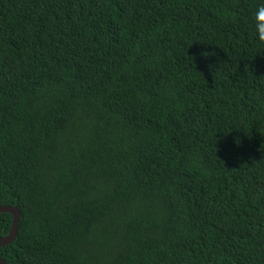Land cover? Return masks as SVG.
Returning a JSON list of instances; mask_svg holds the SVG:
<instances>
[{"label": "trees", "instance_id": "obj_1", "mask_svg": "<svg viewBox=\"0 0 264 264\" xmlns=\"http://www.w3.org/2000/svg\"><path fill=\"white\" fill-rule=\"evenodd\" d=\"M261 5L0 0L2 259L264 264Z\"/></svg>", "mask_w": 264, "mask_h": 264}, {"label": "water", "instance_id": "obj_2", "mask_svg": "<svg viewBox=\"0 0 264 264\" xmlns=\"http://www.w3.org/2000/svg\"><path fill=\"white\" fill-rule=\"evenodd\" d=\"M0 213L11 214L13 216V224L10 235L6 238H0V250H1L2 247L9 246L13 244L14 241L16 240L19 231L21 213L18 208H13V207H0ZM0 264H8L2 259L1 255H0Z\"/></svg>", "mask_w": 264, "mask_h": 264}, {"label": "clouds", "instance_id": "obj_3", "mask_svg": "<svg viewBox=\"0 0 264 264\" xmlns=\"http://www.w3.org/2000/svg\"><path fill=\"white\" fill-rule=\"evenodd\" d=\"M253 31L257 41L264 44V5L255 10Z\"/></svg>", "mask_w": 264, "mask_h": 264}]
</instances>
